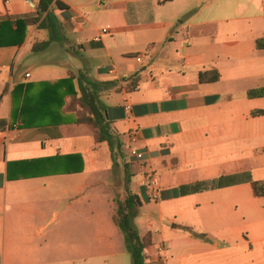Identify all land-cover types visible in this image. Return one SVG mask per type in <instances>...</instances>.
I'll use <instances>...</instances> for the list:
<instances>
[{
	"label": "crops",
	"instance_id": "0c3cea01",
	"mask_svg": "<svg viewBox=\"0 0 264 264\" xmlns=\"http://www.w3.org/2000/svg\"><path fill=\"white\" fill-rule=\"evenodd\" d=\"M54 1L63 7H51L52 32L16 24L36 16L37 0H0V264H132L117 242L113 198L100 187L140 200L149 174L156 187L147 193L158 207L169 203L170 225L160 226L159 241L151 230L140 235L151 236L147 264H264V197L250 185L264 181V97H247L264 88V49L256 47L264 40V0ZM140 54L143 64L134 60ZM83 69L111 84L100 101L120 142L114 159L90 128L75 124L68 95L26 128L13 121L23 97L16 87L32 85L34 102L39 84ZM210 71L219 80L200 84L199 74ZM133 150L146 159L135 160ZM71 155L82 171L22 177L18 164ZM8 169L19 179L9 180ZM199 182L207 189L181 194ZM102 199L112 224L91 211Z\"/></svg>",
	"mask_w": 264,
	"mask_h": 264
},
{
	"label": "trees",
	"instance_id": "16d2710c",
	"mask_svg": "<svg viewBox=\"0 0 264 264\" xmlns=\"http://www.w3.org/2000/svg\"><path fill=\"white\" fill-rule=\"evenodd\" d=\"M62 9V5L54 0H37L36 3V16L34 18L23 19L16 24L22 26L37 25L39 29H48L52 32L58 27L57 20L52 15L51 7ZM15 36V35H14ZM12 36V43L13 41ZM10 42V43H11ZM50 40L47 42H36L32 46V52L44 51L49 46ZM3 44V43H0ZM257 49H264V40H256ZM76 79L77 88H74L73 80ZM219 80V74L216 71L203 72L198 76L200 84L216 83ZM137 83V79H129V88H133ZM43 91L38 94L37 101H31L29 97L30 88L32 85L18 86L14 92L23 94L22 102L19 111L13 110V121L19 120L23 128L31 125L28 122L36 113L47 114L50 105L57 103L61 109L63 106V97L69 96V103L66 111L73 112L76 115L75 124L85 125L91 129L95 143L107 144L111 158L114 159L115 152L120 149V142L118 137L113 133L110 128V122L106 119V108L100 101V90L110 83H98L91 80L87 74V70H80L77 77L70 76L67 79L60 80L54 84L41 83L39 84ZM63 92V93H62ZM247 97L260 98L264 97V88L250 90L247 92ZM33 103L37 105V110L27 108V105ZM146 109V107H141ZM263 112H253L252 116L262 115ZM37 116V115H35ZM16 164V163H13ZM22 177H35L37 175H50V174H70L82 171V160L79 156L71 155L65 157H53L44 159L38 162H21ZM17 165V164H16ZM10 168V165H9ZM8 179H19L15 175H11L10 169L7 170ZM20 176V175H19ZM251 189L255 198L264 197V181L251 182ZM207 189L204 183H195L186 187H181V194L197 193ZM113 205L112 221L124 238L125 250L131 256L132 264H147V257L145 250L151 245V236L146 234L141 237L138 230L133 224V220L140 215L141 202L137 195L131 194L126 190L125 195L121 197H114L111 200ZM187 232L193 237L199 236L191 229L185 228Z\"/></svg>",
	"mask_w": 264,
	"mask_h": 264
},
{
	"label": "rangeland",
	"instance_id": "374dc122",
	"mask_svg": "<svg viewBox=\"0 0 264 264\" xmlns=\"http://www.w3.org/2000/svg\"><path fill=\"white\" fill-rule=\"evenodd\" d=\"M96 25L99 23L96 22ZM56 51V47H51L48 52L49 53H54ZM93 69V68H92ZM126 185V184H125ZM100 190H103L106 195L109 198H114L116 197V193L111 191L109 188H104L100 187ZM147 190H151L149 188L148 182L146 181L145 183L142 184V186L139 188L138 194L140 196V202L142 204L141 208V215L138 218H135L133 220V224L136 227V229L139 231L140 235H144L147 231L151 230L155 233L157 241L160 239V226L162 225L164 228H167L170 223L167 218V211L169 208V203H161V205L158 207L157 203L160 202H155L150 196L151 194ZM151 192V191H150ZM107 201L104 199L100 201H93L91 203V211L94 213H106L108 214V221L110 224L111 223V208L109 207V204H106ZM51 211H59V208H53ZM51 214V212H49ZM49 214V215H50ZM159 215H164L162 219L159 218ZM118 240L117 242L123 247V250L125 251V243H124V238L122 235H118Z\"/></svg>",
	"mask_w": 264,
	"mask_h": 264
},
{
	"label": "built area",
	"instance_id": "2783aa9c",
	"mask_svg": "<svg viewBox=\"0 0 264 264\" xmlns=\"http://www.w3.org/2000/svg\"><path fill=\"white\" fill-rule=\"evenodd\" d=\"M108 33V30L107 29H104L102 30V34H106ZM96 41H98V39H96ZM134 60L139 63V64H143L144 63V60H145V55L143 54H140V55H136L134 56ZM134 90H137V87H135ZM126 110H130L129 107L126 108ZM138 131H133L130 136H129V139L131 142H135L138 138ZM131 156L137 160V161H144L146 159V154L144 152H140V151H136V150H133L131 151ZM146 181L148 182V185H149V188L151 190H155V187H156V180L155 178L153 177V175L149 174L147 177H146Z\"/></svg>",
	"mask_w": 264,
	"mask_h": 264
},
{
	"label": "water",
	"instance_id": "95a60500",
	"mask_svg": "<svg viewBox=\"0 0 264 264\" xmlns=\"http://www.w3.org/2000/svg\"><path fill=\"white\" fill-rule=\"evenodd\" d=\"M172 227H174V228H175V226H172Z\"/></svg>",
	"mask_w": 264,
	"mask_h": 264
}]
</instances>
